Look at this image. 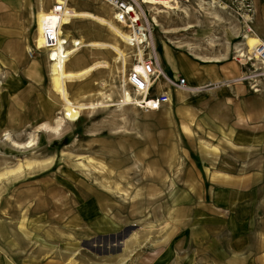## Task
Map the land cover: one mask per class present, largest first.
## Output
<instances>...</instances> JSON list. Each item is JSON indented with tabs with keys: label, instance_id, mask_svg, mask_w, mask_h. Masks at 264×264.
<instances>
[{
	"label": "rangeland",
	"instance_id": "obj_1",
	"mask_svg": "<svg viewBox=\"0 0 264 264\" xmlns=\"http://www.w3.org/2000/svg\"><path fill=\"white\" fill-rule=\"evenodd\" d=\"M144 1L158 21L154 22L156 43L161 36L173 48L186 46L187 33L174 34L188 31V26L207 30L205 26L222 22L229 27L224 36L232 40L230 30L239 24L243 27L241 17L254 22L240 3ZM202 2L206 10L200 7ZM212 2L214 8L209 6ZM70 5L72 11L112 19L110 8L98 0H71ZM34 8L31 22L35 23L25 55L28 61L40 63L41 79L33 86L24 85L20 77L12 86L9 77L0 80V102L7 106L11 97L16 108L12 123H7L5 109L0 111V175L33 163L32 169L0 181V243L18 263L150 264L164 246L171 245L182 263L205 264L232 250L238 233L248 235L251 249L261 256L264 156L204 158L202 150L209 148L208 142L196 125V116L182 108L181 99L175 98L173 106L160 112H144L131 105L123 110L86 111L68 117L58 135L38 131L41 125H52L63 111L52 91L47 54L36 52L35 59L29 58L34 45L42 46L36 0ZM67 25L66 37L82 46L108 43L125 56L117 63L120 55L116 52L82 47L67 64V71L78 72L91 61L105 62L109 68L68 84L71 100L90 103L103 92L119 101L122 72L128 73L136 62L135 49L92 20ZM163 29L176 33L165 34ZM215 36L220 38L217 42L224 38L223 34ZM244 36L248 45L250 37ZM218 45L211 41L208 48ZM6 134L19 147L8 144ZM34 135L35 147L20 150Z\"/></svg>",
	"mask_w": 264,
	"mask_h": 264
},
{
	"label": "crops",
	"instance_id": "obj_2",
	"mask_svg": "<svg viewBox=\"0 0 264 264\" xmlns=\"http://www.w3.org/2000/svg\"><path fill=\"white\" fill-rule=\"evenodd\" d=\"M218 1L224 4L226 1L236 4L250 2L253 6L252 25L258 38L264 40V0ZM36 2L39 9L41 1ZM34 6L35 0H0V80L3 76L9 77L10 86L16 85L17 77L26 86H33L41 79L40 63L37 60L28 61L25 55L31 42L30 27L35 23L31 22ZM40 14L42 12L39 17ZM204 28L207 30L194 26L188 31L174 34L187 33L183 40L186 46L181 49L171 47L159 36L157 48L159 44L160 52L157 53L165 73L175 79L182 76L192 88H205L194 94L173 92V98L181 99L184 103L182 108L196 116V125L209 145V148L202 150L204 158L264 156V80L257 83L258 91H253V84L247 82L232 83L247 74L246 68L233 57L237 48L245 49L243 27L239 24L230 30L234 37L232 40L224 36V33L229 34L226 32L229 28L227 24L219 22ZM215 34H223L224 38L217 42L216 39L220 38ZM238 38L243 40L238 41ZM211 41L219 44L218 47L213 50L208 48ZM5 106L0 102V111L5 109L7 123H12V112L16 108L11 97ZM210 162H207L208 166ZM239 234L235 235L231 244L232 250L221 252L218 260L209 259L205 264H264V251L258 256L251 249L248 235ZM171 248V245L164 246L150 264H189L187 261L182 263L175 247L174 251ZM0 264H19L1 243Z\"/></svg>",
	"mask_w": 264,
	"mask_h": 264
},
{
	"label": "built area",
	"instance_id": "obj_3",
	"mask_svg": "<svg viewBox=\"0 0 264 264\" xmlns=\"http://www.w3.org/2000/svg\"><path fill=\"white\" fill-rule=\"evenodd\" d=\"M38 11H43L40 20L42 48L34 45L29 52V58L35 59L36 52H45L49 65L62 60H67V54L81 50L82 45L72 37H66V29L70 25L65 22L71 16V0H40ZM111 10V18L114 24L125 34L126 44L138 53L143 52L142 61H136L126 76V87L139 97L130 105L144 112H160L173 105V92L200 93L205 88L193 89L187 80L169 77L162 68L158 58L157 43L155 39L156 24L143 0H98ZM246 8V14L253 18V8L250 2L242 4ZM240 12L241 9H240ZM240 16V13H239ZM74 21V20H73ZM243 31L250 38H258L252 20L241 17ZM261 40L253 48L249 45L241 54L235 53L234 60L244 66L247 74L233 80L232 83L247 82L253 84V91H258V82L264 80V40ZM60 48L63 54H60ZM70 61L67 62V64ZM66 64V66H67ZM139 66V69L136 68ZM131 107V106H129Z\"/></svg>",
	"mask_w": 264,
	"mask_h": 264
},
{
	"label": "bare ground",
	"instance_id": "obj_4",
	"mask_svg": "<svg viewBox=\"0 0 264 264\" xmlns=\"http://www.w3.org/2000/svg\"><path fill=\"white\" fill-rule=\"evenodd\" d=\"M172 1H174V0H172ZM142 2L144 4H146L144 0ZM158 3H160V2H158ZM165 5H166V3H165ZM159 6L164 7V5H159ZM209 6H210V8H214L215 2H212ZM167 7L171 8V6L168 3H167ZM200 7L202 9H204L203 8V2H202ZM204 10H206V9H204ZM153 11L157 15L161 14V12L156 8H153ZM176 11H177V9H176ZM39 12H42V14H40V17H39V19L41 20V17L43 15V11H39ZM70 13H71V16L74 18H72V19L68 18L65 22L66 25L69 21L71 22L73 20H92V21L98 23V25L107 27L110 30V33L112 32L115 35V37H117L118 39H120L122 41H124V40L127 41L125 38V34L114 24L112 19L109 20L103 16H100V15H97V14L91 13V12H86V11H71ZM209 14L211 16H213L215 19H221L217 12H211ZM246 18H248V17H246ZM154 20H153V22H156L158 24L156 17L154 18ZM191 28H193V26H188L185 28V30H189ZM38 32L41 34L40 22H39V26H38ZM163 32L165 34L176 33L175 30H165V29H163ZM251 42H253V43L251 44ZM258 43H259V41L256 38H250V41H248V45L251 48H253ZM176 44H179V43H176ZM81 45H83V44H81ZM210 45H212V44H210ZM36 47H38V46H36ZM82 47L95 49V50H111L114 53L116 52L118 55H120V56L116 55L117 56L116 57L117 63H119L120 61L123 60V58H125V56L118 50V48L112 44L103 43V42H96V43H89L88 45L82 46ZM41 48H42V46H41ZM82 49L83 48H81V50ZM60 51H61L60 54L62 55L63 54L62 48H60ZM79 51H80V49L77 51H74L70 55L67 54L66 56L69 57V59H67V60H62V61H59L57 63L51 64V65L48 64L49 75L52 78V91L59 97V99L61 101L63 114H62V117L61 116L57 117L54 120L52 125H50L48 123L41 125V127L38 128L39 132L40 131L48 132V133L50 132V133H53L55 135H58L62 131V129L64 128V126L66 124V119H68V117H72V116L78 117L86 111H88L90 113H95V111H97L98 109H107V108H113V107H116L119 110H123L125 106L130 105V103L132 101L136 100L139 97V94H133L126 87V76H127V70H126L125 72L124 71L122 72L123 73V77H122V81H121L122 85L120 87V93H119L120 100H122V101L119 100L117 102H114V100L112 98L113 96L111 94H106L103 92H100L98 94L99 99L97 101H93L90 103H81V102L72 101L71 96L69 94V90H68V84L85 81L89 77H91L95 72L109 68V65L107 63L99 62V63L91 64L89 67H87L83 70H80L78 72L67 71V66H66L67 62L70 61L74 56L79 54L78 53ZM242 52L243 51L241 50L238 53L241 54ZM142 56H143V52L140 49V51L137 53L136 61L141 62ZM214 59H221V58L215 57ZM121 65L123 67V64H121ZM136 68L139 69V66L136 65ZM0 85H1V81H0ZM194 93H197V92H194ZM85 98H87V97H85ZM111 99H112V102H110ZM35 136L36 135L31 136L29 139V142L27 144L21 146L20 150L24 151V149L29 150V149L34 148L36 145V142H37V139ZM4 138H6V141L8 142V144H11L13 142L12 141L13 139H11L10 134H6ZM12 144L16 148L19 147V145H17L16 142L12 143ZM32 167H33V163L31 164L30 162L26 165V168L23 167L22 165H20L15 170H10L6 173L1 174L0 175V181H2L3 179H5L9 176H16L18 173H22L24 169L30 170V169H32Z\"/></svg>",
	"mask_w": 264,
	"mask_h": 264
}]
</instances>
